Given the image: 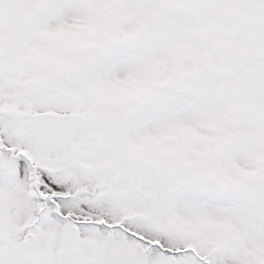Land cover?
<instances>
[{
  "label": "snow or ice",
  "instance_id": "1",
  "mask_svg": "<svg viewBox=\"0 0 264 264\" xmlns=\"http://www.w3.org/2000/svg\"><path fill=\"white\" fill-rule=\"evenodd\" d=\"M0 264H264V0H0Z\"/></svg>",
  "mask_w": 264,
  "mask_h": 264
}]
</instances>
